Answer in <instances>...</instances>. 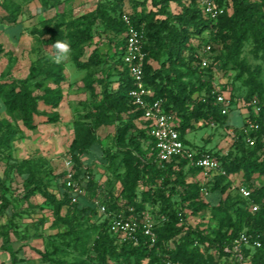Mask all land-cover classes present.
Returning a JSON list of instances; mask_svg holds the SVG:
<instances>
[{
	"label": "trees",
	"instance_id": "obj_1",
	"mask_svg": "<svg viewBox=\"0 0 264 264\" xmlns=\"http://www.w3.org/2000/svg\"><path fill=\"white\" fill-rule=\"evenodd\" d=\"M52 1L51 8L57 7L60 0ZM223 6H231L232 12L222 16L213 25L202 16L195 4L188 6L185 0H114L109 9L88 13L68 24V35H64L62 26H56L49 34L51 42H66L75 54L74 62L80 69L106 67L108 62H113L116 73V90H110V76L106 75L98 81L87 80L86 87L92 89L97 83L102 86L101 101L94 106V110L76 122L75 139L70 147L72 158L79 162L80 158L88 155L96 144V132L104 126L115 128V140L121 146V163L126 166L127 172L122 179L126 196V207L141 212L138 201V188L145 182L156 184L158 180L162 185L172 186L171 195L166 201L162 212L166 221L157 229L158 243L151 247L148 240L139 236V243L119 242L109 230V219L101 220L94 202L87 204L82 210L83 214L91 215L97 222V237L94 240L92 251L95 258L81 259L70 262L61 258L49 261L52 264H109L112 259L116 264H167L168 261L180 264H222L229 254L225 251L242 232H247L263 244L262 249L247 252L250 264H264V211L253 212L251 204L264 201V186H256L257 177H264V86L261 81L262 67H252L243 58V50L248 41L253 43L252 54L257 59L264 60V0H218ZM131 3L133 13L128 14L135 25L145 24L147 41L145 51L148 53V63L145 68V81L155 92V99L166 101V110L174 113L181 120L180 132L183 138L187 132L194 128V123L212 121L220 128L225 125L227 116H223L219 107L214 105L211 94L212 80H205L200 70L192 66L193 57H187L186 52L193 54L196 48L193 41H207L213 44L215 65L208 69L207 75L213 77L214 67L218 74L224 76L230 72L235 75L230 78V88L225 84V92L230 98L232 108L237 107L239 96L232 88L233 81H241L247 89L244 102L257 98L260 113L255 117L260 129L253 134L254 146H249L243 137L232 141V152L227 156L214 153L221 160L227 177H215L206 187L212 196H217L218 201L208 204L201 201L200 188L192 182L186 181L188 174L199 176L200 170L188 166L183 161L180 164L172 162L164 168H159L148 159L151 138L147 130L142 128L139 120L141 111L130 104L129 92L133 88L131 77L124 68L122 57L126 42V26L122 16L127 14L123 4ZM176 5L180 11L172 12L171 6ZM151 10L146 11L145 8ZM142 9V10H139ZM9 23L14 19L9 18ZM103 23L119 41L114 45L115 54L112 58L98 51L93 52L87 62H82L85 45L94 40V31L98 23ZM209 32V35H207ZM55 49V48H54ZM116 59V60H115ZM184 69L180 72L179 69ZM231 77V76H230ZM64 68L58 63H34L24 79L16 78L10 74L0 76V111L2 107L10 116L20 115L23 126L34 131L38 128L36 118L39 115L40 105L50 108L47 115L48 124L60 121L58 109L63 100L62 84L65 82ZM46 83H51L47 86ZM35 89L42 91L36 94ZM249 114L254 118L253 110ZM229 128V127H228ZM232 128V127H230ZM239 131V128H234ZM20 130L7 120H0V146H10L17 138ZM131 134V135H130ZM130 135L129 138H127ZM127 144L125 145V143ZM186 143H189L186 141ZM198 148V147H195ZM206 152L204 148H199ZM120 155L105 154L104 161L108 169L116 173L117 159ZM30 161L26 160L16 166L25 169L31 178L30 186L26 188L24 200H29L35 194H40L54 207V227H66V232L59 234L67 250L79 253L81 257L87 255L88 250L78 223L75 210L70 208L71 197L69 194L58 198L47 185L37 179ZM83 179L82 189L93 195L96 185L85 181L90 176L89 169L81 170ZM231 177V178H229ZM240 178V185H247L252 190V198L244 199L243 205L233 202L232 198L223 196L232 187L234 179ZM144 198L150 197L147 192ZM172 196L178 202L172 204ZM2 200L6 199L2 191ZM159 197V196H158ZM6 201V200H5ZM151 201L158 198L151 196ZM178 205L180 210L175 207ZM209 205L217 208L218 212L225 213V218L218 227L200 228L187 222L186 212L196 216ZM70 206V207H69ZM6 204L2 202L4 209ZM65 207H69L63 215ZM108 208V206H106ZM110 208H108L109 211ZM1 212V211H0ZM110 212V211H109ZM4 243L2 250L9 253L11 264H19L23 260L18 251L14 249L9 234H3ZM198 243V245H196ZM62 250L55 248L54 254Z\"/></svg>",
	"mask_w": 264,
	"mask_h": 264
},
{
	"label": "rangeland",
	"instance_id": "obj_2",
	"mask_svg": "<svg viewBox=\"0 0 264 264\" xmlns=\"http://www.w3.org/2000/svg\"><path fill=\"white\" fill-rule=\"evenodd\" d=\"M113 2L114 0H60L57 7L51 8L52 1L49 0H0V76L7 73L24 79L34 63H53L55 49L49 33L56 26L61 25L64 35H68L67 26L72 20L97 10H107ZM123 7L127 14L133 13L131 3L125 2ZM145 10L149 12L151 8L146 7ZM171 10L177 13L180 8L172 5ZM9 18H13L14 22L9 23ZM94 32V40L84 47L82 62H87L95 51L108 55L109 58L115 54L114 45L120 38L114 36L101 22L97 24ZM252 48L253 43L248 41L242 58L252 67H262L261 81L264 86V60L255 58ZM74 57V52L69 48L66 58L59 63L64 68L66 80L62 84L63 100L58 109L60 114L58 123H46L47 115L52 110L42 104L36 118L38 128L34 131H29L23 126L20 115L10 116L3 107L0 111V120L9 121L20 130L10 146L6 144L0 146V264H11L9 253L2 250L3 234L6 232L14 249L23 260L19 264H52L49 259L56 258L70 262L95 258L91 248L97 237V222L91 215L82 213L87 204L98 201L108 206L111 213L123 216H130L136 212L133 208L126 207L127 200L122 179L127 169L121 163L122 147L116 143L114 127H101L96 132L97 142L88 155L81 157L79 162L72 158L70 147L75 139L76 122L94 110V106L101 101L102 86L96 83L93 90L88 89L86 81H98L109 75L110 90L117 88L114 83L116 73L111 70L114 61L110 60L106 67L80 69L76 66ZM179 70L184 71L183 68ZM234 75L235 72H230V69L222 78L220 74L219 81L223 83L222 86L228 83L227 86L230 88V78ZM46 84L52 87L51 83ZM232 88L236 96L244 101L243 96L247 92L244 84L241 81H233ZM35 91L36 94L42 93L38 89ZM0 105L2 106V102ZM246 114L238 104L237 107L232 108L225 125L220 128L212 127L215 122L208 120L194 123V128L187 132L186 140L191 146L204 148L205 151L230 154L233 148L229 131L234 128L241 129L246 122ZM105 154L120 155L117 159L116 173L108 169L109 165L104 161ZM26 160H29L31 167L34 168L35 177L43 181L58 198H63L66 194L70 195L71 207H69L79 212L78 223L88 250L86 256L81 257L79 253L65 248L59 234L66 232V227L62 225L54 227V207L39 193L29 200L22 198L26 188L30 186L31 178L25 169L22 171L16 166ZM69 160H72L71 166L67 164ZM84 168L89 169V177L96 185L93 195L82 189L83 179L80 172ZM69 169L74 175L72 186L69 185ZM186 181L200 188L201 201L206 204L218 201L217 196L210 194L206 187L207 183L199 176L188 174ZM255 184L258 187L264 186V177H257ZM237 185H240V178L233 180L232 187L223 198H232L233 202H239L238 206H242L244 203L238 195ZM171 188L170 184L163 186L161 180L156 184L142 183L138 188V201L142 207L140 211H148L156 218L165 216L161 212L171 195ZM2 191L6 201L2 200ZM145 192L150 197L144 198ZM151 196H156L158 201H151ZM171 198L172 204L178 202L176 196ZM2 202L6 204L4 209ZM175 207L177 210L181 208L178 205ZM68 208H64L63 215L67 213ZM186 214H188V224L203 229L218 227L220 221L225 218V213L218 212L217 208L211 205L196 216L190 215L188 211ZM98 216L100 217L99 214ZM101 220L104 218L101 217ZM55 248L62 251L54 254ZM109 264L116 262L110 259Z\"/></svg>",
	"mask_w": 264,
	"mask_h": 264
},
{
	"label": "built area",
	"instance_id": "obj_3",
	"mask_svg": "<svg viewBox=\"0 0 264 264\" xmlns=\"http://www.w3.org/2000/svg\"><path fill=\"white\" fill-rule=\"evenodd\" d=\"M188 6L195 4L201 11L205 20L215 25L218 20L227 13H231V6H223L218 0H185ZM126 26L125 42L126 47L122 57L124 68H126L131 77L133 88L129 92L130 104L137 110L141 111L142 116L139 124L147 130V134L151 138L148 159L159 168H164L167 164L175 162H187L188 166L199 169L201 172L199 177L205 183L215 177H227L228 174L223 168L221 160L209 151L201 152L199 148L186 143V137L183 138L180 132L181 120L166 110V101L164 99H155L154 90L149 87L145 81V68L148 63V53L145 51L147 41L146 26L142 24L137 26L128 14L122 16ZM209 35V32H207ZM193 47L196 51L191 54L186 52L187 57L192 56V66L200 70V74L205 80H212L213 89L212 96L214 105L219 107L223 116H228L232 111L230 98L227 96L224 88L219 80L217 67H214L213 77L207 75V70L215 65V56L213 44L207 41H193ZM223 76L221 75V78ZM238 104L246 111L244 126L236 131L230 129L229 133L232 141H237L239 137H243L249 146H254L256 133L260 126L255 117L260 113V107L257 98H253L250 102L238 100ZM253 110L254 118L249 114V109ZM212 127L217 128L218 125L213 123ZM228 154L221 153L220 156ZM72 165V160L67 162ZM85 170H87L85 168ZM231 178V177H229ZM69 185H73L74 175L71 169L68 170ZM87 175L85 181H89ZM239 194L247 200L252 198V190L247 185H237ZM97 207L98 214L104 219H109V230L118 238L119 242L139 243V236L145 237L151 247H155L158 243V227L166 221V217L156 218L148 211L134 212L130 216L117 215L108 211L105 204L98 201L94 202ZM251 210L255 213L264 211V201L262 203L251 204ZM198 245V243L196 244ZM263 244L260 240L255 239L247 232H242L231 246L225 251L229 254V258H225L222 264H250V257L247 252L262 249ZM167 264H180L168 261Z\"/></svg>",
	"mask_w": 264,
	"mask_h": 264
},
{
	"label": "clouds",
	"instance_id": "obj_4",
	"mask_svg": "<svg viewBox=\"0 0 264 264\" xmlns=\"http://www.w3.org/2000/svg\"><path fill=\"white\" fill-rule=\"evenodd\" d=\"M55 55L53 56V60L55 63H61L67 56L69 52V45L66 42L57 41L54 44Z\"/></svg>",
	"mask_w": 264,
	"mask_h": 264
},
{
	"label": "crops",
	"instance_id": "obj_5",
	"mask_svg": "<svg viewBox=\"0 0 264 264\" xmlns=\"http://www.w3.org/2000/svg\"><path fill=\"white\" fill-rule=\"evenodd\" d=\"M247 115V114H246Z\"/></svg>",
	"mask_w": 264,
	"mask_h": 264
}]
</instances>
